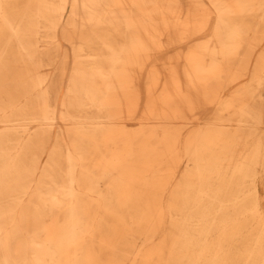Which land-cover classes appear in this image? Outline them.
<instances>
[{
	"label": "bare ground",
	"instance_id": "bare-ground-1",
	"mask_svg": "<svg viewBox=\"0 0 264 264\" xmlns=\"http://www.w3.org/2000/svg\"><path fill=\"white\" fill-rule=\"evenodd\" d=\"M263 94L264 0H0V264H264Z\"/></svg>",
	"mask_w": 264,
	"mask_h": 264
},
{
	"label": "rangeland",
	"instance_id": "rangeland-1",
	"mask_svg": "<svg viewBox=\"0 0 264 264\" xmlns=\"http://www.w3.org/2000/svg\"><path fill=\"white\" fill-rule=\"evenodd\" d=\"M62 43L64 44L62 51L59 53H55V52L51 51L49 54V57H48L50 59V61L55 65L56 68H59V66L61 65V56L62 55H67L70 57V51H69V48L66 47V43H65L64 39H62ZM59 78H60V76H59L58 72H55V74L53 75V79L57 80L58 84L61 81V79H59ZM261 99H262V102L261 103L259 102V104L264 105V94H263ZM259 106H260V110H261L263 117H264V107L261 105H259ZM215 114H216V111L214 109L204 108V106H203L201 113H200L201 122L203 124L206 123L207 121H209V119H211L213 116H215ZM203 124H202V126H203ZM263 126L261 128H259L260 133L264 132ZM55 131H57V129H55ZM258 180H259V190H260V195H261V205H262V209L264 210V176L260 175ZM161 232L165 233L166 228H164V229L162 228Z\"/></svg>",
	"mask_w": 264,
	"mask_h": 264
}]
</instances>
